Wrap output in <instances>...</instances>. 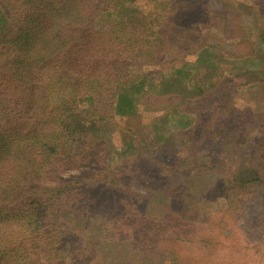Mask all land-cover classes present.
Instances as JSON below:
<instances>
[{
    "label": "trees",
    "instance_id": "obj_1",
    "mask_svg": "<svg viewBox=\"0 0 264 264\" xmlns=\"http://www.w3.org/2000/svg\"><path fill=\"white\" fill-rule=\"evenodd\" d=\"M241 15L242 68L209 41ZM262 82L264 0H0V264L264 260V113L238 96Z\"/></svg>",
    "mask_w": 264,
    "mask_h": 264
},
{
    "label": "rangeland",
    "instance_id": "obj_2",
    "mask_svg": "<svg viewBox=\"0 0 264 264\" xmlns=\"http://www.w3.org/2000/svg\"><path fill=\"white\" fill-rule=\"evenodd\" d=\"M243 1L247 2L248 0H243ZM213 7L215 9H219L221 5L218 2H215ZM240 22L242 25L241 26L242 27L241 29L242 37L238 41L231 42V43L222 42L219 44L218 39L215 38L211 33L209 35V41L214 44L217 43L216 49H220L226 54L232 55L231 57L229 56L228 57L231 58L232 62L234 61L233 62L234 66L242 68L243 66L245 67L249 66L248 65L249 62L245 61L244 56H248L249 54L253 53L255 49H257L256 47L257 26H256V22L251 16L241 15ZM233 64L231 63V66H233ZM166 69L169 70L168 68ZM248 80L249 79L239 78V81L241 83H244V81H248ZM244 87H247V86H244ZM238 96L241 102H244L246 104L248 103V106L249 107L251 106L253 110L260 111V113H264V82L260 83L257 86H252L249 89L242 88V90L238 93ZM142 106L144 108V113H143L144 115H146V113L151 112V108L148 107L145 103H143ZM142 121H143V116L139 115V116H134V117L121 118V120H119L118 123L121 126L137 128L142 124ZM176 141H172V142L176 144ZM187 147L189 148V143L184 145L182 148H179L178 150H176V152L181 153V154H186L189 151ZM202 152L203 153H201L198 156V160L200 162L208 161L210 158L221 159V155H223L222 153L221 154L218 153L216 156L215 153H209L208 148H204ZM223 165H224L223 168H216L215 170L206 174V176L204 177V182H208V183H216V181L221 182L223 180L224 171L225 170L228 171L232 169L234 166L233 164H231V161L226 158L224 160ZM79 170L80 169H74V170L67 171L66 173L63 174V176L68 177L70 175H75L79 172ZM226 205H227L226 199L219 197L213 202H211L209 207L212 210H219V209L225 208ZM155 209H158V208H155ZM155 211H156L155 214H158L161 217V210H155ZM89 221L90 220L86 222H89ZM89 225H94V223L89 224ZM109 237H111L110 239L112 238L114 239V237L111 234L109 235ZM129 247L137 248L138 245L134 243V244H131V246ZM257 264H264V260L257 261Z\"/></svg>",
    "mask_w": 264,
    "mask_h": 264
}]
</instances>
